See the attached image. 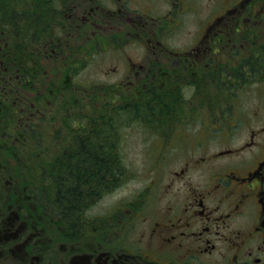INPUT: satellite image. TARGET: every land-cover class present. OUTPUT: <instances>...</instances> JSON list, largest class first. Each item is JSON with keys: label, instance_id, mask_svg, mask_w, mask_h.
<instances>
[{"label": "rangeland", "instance_id": "1", "mask_svg": "<svg viewBox=\"0 0 264 264\" xmlns=\"http://www.w3.org/2000/svg\"><path fill=\"white\" fill-rule=\"evenodd\" d=\"M64 1L76 3L71 13L80 12L86 19L81 45L76 49V39L66 31L68 4H56L60 18L49 23L31 47L34 78L26 93L31 111L18 107L14 117H0V192L17 184L15 197L20 200L26 181L36 174L34 164L56 165L64 143L70 146L92 125L106 127L107 144L119 162L112 159L104 179L94 176L92 187L83 186L90 189L78 203L85 220L79 245L87 247L111 224L118 231L130 221L132 243L142 229L150 231V222L166 206L176 207L178 200L181 206L189 194L187 180L192 187L207 188L209 181L197 166H250L251 147L245 144L258 135L264 140V16L259 17L264 11L258 10L259 4L234 0ZM37 93L40 96L34 97ZM149 97L167 104L139 103ZM100 112L106 113L103 121L91 122ZM37 137L42 141L36 149ZM254 150L262 151V146ZM185 166L194 169L177 181L175 173L180 175ZM17 169L30 179L16 181ZM50 181H39L40 186ZM33 190L42 196L40 188ZM145 197L146 214L130 216ZM6 198L0 195V212L14 201ZM23 199L32 211L43 212L50 225V211L36 210L34 200ZM31 232L41 238L39 248L28 255L35 261L31 257L43 254L51 231L37 224ZM117 235L118 244L121 232ZM69 244L53 245L49 253L54 249L62 254ZM19 250L0 249V264H25ZM4 255L7 261L1 259Z\"/></svg>", "mask_w": 264, "mask_h": 264}, {"label": "flooded vegetation", "instance_id": "2", "mask_svg": "<svg viewBox=\"0 0 264 264\" xmlns=\"http://www.w3.org/2000/svg\"><path fill=\"white\" fill-rule=\"evenodd\" d=\"M60 4H68L64 8L69 7L70 16L67 20L70 24L67 31L70 34L74 32L75 48L78 49L81 45L79 40L82 37V24L86 23V19L82 20L80 12L78 15L71 13L75 9L72 4L76 3L61 1ZM233 4H259L258 10L264 11V0H234ZM261 15L264 16L259 14V17ZM201 52L205 54L206 50L203 48ZM219 80L220 83L223 82L222 79ZM259 139V135L251 137L245 144L246 147H251L250 166L231 169L197 166V171H203L204 177L209 181L207 188L203 190L192 187L190 180H187L185 190L189 194L182 197L181 206L178 208L179 200L176 207L166 206L150 222V231L147 233L144 226L140 227L144 229L134 236L132 243L128 231L132 229L134 222L130 221L119 225L121 230L118 231L111 224L108 231L100 237L94 236L87 247L80 246L85 220H82L80 204H75L77 210L71 224L62 221L63 226H60L56 212L46 213L54 218L49 220L50 225L41 219L31 221V225L39 224L44 232L51 231L45 240L43 254L31 257L35 261L28 258V255L30 248H39L38 241L41 238L31 232L33 227L30 228L24 213L0 212V249H20L21 260L24 259L25 264H264V140ZM261 146L262 151L254 150ZM70 148L81 147L75 142L67 150ZM192 169L194 166L180 169V175L175 173L177 181ZM147 198L135 203V210L130 211V216L146 214L144 205ZM178 198L179 195L173 196V199ZM43 215L45 216L44 213ZM10 218L12 219L8 222L7 219ZM119 231L121 237L117 244L115 238L120 236L117 235ZM90 235L89 232L87 236ZM64 243H70L69 249L64 253L56 254L54 249L49 253L53 245ZM1 259L7 261V255Z\"/></svg>", "mask_w": 264, "mask_h": 264}, {"label": "trees", "instance_id": "3", "mask_svg": "<svg viewBox=\"0 0 264 264\" xmlns=\"http://www.w3.org/2000/svg\"><path fill=\"white\" fill-rule=\"evenodd\" d=\"M61 1L64 0H0V117L2 114H6L8 117L13 115L14 117L18 107L26 106L28 109L26 93L31 87L32 78H34V72L31 71L33 69L31 66V47L33 48V42L43 35L46 26L60 18L62 11L56 4H60ZM68 8L65 9L67 12H69ZM66 29L68 30V28ZM67 33L69 32L67 31ZM71 35L74 36L73 31ZM33 96L39 97L40 94L37 93ZM155 101L156 107L162 105L163 102L167 104L165 101L154 97H149L139 103L151 105ZM140 104L135 105L139 108ZM2 107H5L3 113ZM117 114L122 116L119 112ZM99 115L90 118L91 122H101L106 117L105 112H100ZM22 116L20 114L17 119L19 120ZM100 127V125L98 127L92 125V128L85 130V133H78L74 141L81 148L67 150V143H64L63 149L65 151L61 150L63 157L60 159L59 156H55L56 165L44 166V161L34 164L36 169L33 172L36 174L31 176L33 181H26L27 185L23 187L24 194L20 200L15 197L17 184L9 188L6 193L0 192V195H6L8 199L14 198V201L7 205L10 208L6 207L4 212H10L15 204L13 211L24 213L23 216L30 228L35 227L30 224L32 220L34 222L39 219L46 221L43 212L32 211L28 207V202L23 199V197L25 199L30 198L32 204L34 200L36 210L46 208L50 212L58 213L56 217L59 219L58 224L60 226H63L62 221L71 224L76 215L75 204L80 202L82 195L88 196L90 187L85 190L83 186L88 187L90 185L92 187V181L95 180L94 176H100L104 179L109 172L107 165L112 159L114 163L119 162L118 153L109 147L110 144H107L108 137L104 133L107 132V128L100 129ZM40 141H42L40 137L34 138L36 149L40 146ZM75 142L69 144L73 147ZM34 152L36 153L35 150ZM16 173V181L22 177L23 179H30L22 175L21 169H17ZM10 177L11 173L9 172ZM49 179L51 181L48 184L40 186V182ZM28 187H30L29 192L25 190ZM33 187L40 188L42 198L38 196L37 191L33 190Z\"/></svg>", "mask_w": 264, "mask_h": 264}]
</instances>
